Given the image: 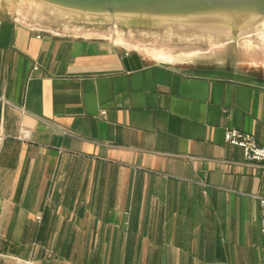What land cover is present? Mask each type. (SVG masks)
<instances>
[{
	"label": "crops",
	"instance_id": "obj_1",
	"mask_svg": "<svg viewBox=\"0 0 264 264\" xmlns=\"http://www.w3.org/2000/svg\"><path fill=\"white\" fill-rule=\"evenodd\" d=\"M132 55L0 20V264H264V69Z\"/></svg>",
	"mask_w": 264,
	"mask_h": 264
},
{
	"label": "water",
	"instance_id": "obj_2",
	"mask_svg": "<svg viewBox=\"0 0 264 264\" xmlns=\"http://www.w3.org/2000/svg\"><path fill=\"white\" fill-rule=\"evenodd\" d=\"M0 20L109 41L133 54L128 72L142 58L264 69V0H0Z\"/></svg>",
	"mask_w": 264,
	"mask_h": 264
},
{
	"label": "built area",
	"instance_id": "obj_3",
	"mask_svg": "<svg viewBox=\"0 0 264 264\" xmlns=\"http://www.w3.org/2000/svg\"><path fill=\"white\" fill-rule=\"evenodd\" d=\"M19 139L21 141H27L29 139V131L23 129ZM4 140L5 137L3 135H0V154ZM225 141L229 145L242 149L247 162L264 164V147L258 144L254 136L250 134L241 133L235 129H228L225 132ZM259 203L261 207L262 218L261 228L264 234V197L259 198ZM12 261L14 262V264H34V262L31 261H23L15 258H13Z\"/></svg>",
	"mask_w": 264,
	"mask_h": 264
},
{
	"label": "rangeland",
	"instance_id": "obj_4",
	"mask_svg": "<svg viewBox=\"0 0 264 264\" xmlns=\"http://www.w3.org/2000/svg\"><path fill=\"white\" fill-rule=\"evenodd\" d=\"M148 54V53H147ZM20 136H21V134H20ZM19 136V137H20ZM3 143H4V141H3ZM2 146H3V144H2ZM2 150V149H1ZM261 198V197H260ZM13 258H15V257H13ZM13 258H10L11 260L13 259ZM15 259H18V258H15ZM19 260H22V259H19ZM23 261H28V260H23ZM31 262H33V261H31ZM14 263V262H13ZM34 264H36L35 262H34Z\"/></svg>",
	"mask_w": 264,
	"mask_h": 264
},
{
	"label": "bare ground",
	"instance_id": "obj_5",
	"mask_svg": "<svg viewBox=\"0 0 264 264\" xmlns=\"http://www.w3.org/2000/svg\"><path fill=\"white\" fill-rule=\"evenodd\" d=\"M163 56V54H158V57H162Z\"/></svg>",
	"mask_w": 264,
	"mask_h": 264
}]
</instances>
